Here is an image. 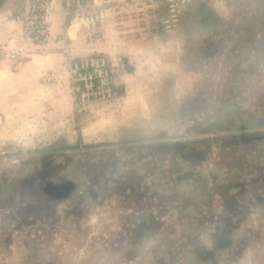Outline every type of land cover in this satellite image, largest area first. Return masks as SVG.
<instances>
[{"label":"rangeland","instance_id":"rangeland-1","mask_svg":"<svg viewBox=\"0 0 264 264\" xmlns=\"http://www.w3.org/2000/svg\"><path fill=\"white\" fill-rule=\"evenodd\" d=\"M258 1L94 0L103 16L92 37L72 22L81 49L69 44L70 54L39 78L26 63L35 52L16 69L0 60L9 70H28L25 94L10 96L13 109L0 127V264H201L205 253L182 246L175 212L160 221L153 206L154 221L145 224L144 191L124 185L165 181L154 173L172 166L163 150L181 151L216 131L218 144L228 142L227 103L264 89V61H251L264 57ZM16 13L0 18L6 24ZM88 55L109 60V100H79L68 59ZM239 60L248 79L240 78ZM211 150L217 158L224 148ZM65 180L74 188L54 199L49 181ZM242 241L221 264H264V239Z\"/></svg>","mask_w":264,"mask_h":264},{"label":"crops","instance_id":"crops-1","mask_svg":"<svg viewBox=\"0 0 264 264\" xmlns=\"http://www.w3.org/2000/svg\"><path fill=\"white\" fill-rule=\"evenodd\" d=\"M21 7L19 2L1 0L0 15L6 16L12 11L18 12ZM254 13L264 17V0L258 1ZM2 20L4 19L0 18L2 25L0 40L15 36L21 28L20 23L14 18L7 19L6 24ZM61 24V20L56 17L52 26L54 36L63 32ZM107 25L109 22L102 24L100 28L104 33ZM258 25L264 29V21ZM72 26L70 25L66 30L67 42L76 47L73 51H77L81 49L82 44L78 45L76 39L78 31ZM257 42V46L264 47V38L258 39ZM100 45L106 47L108 42ZM63 46L64 41L56 38L49 42L47 52L34 53L37 56L26 62L27 67L33 68L34 76L39 78L44 70L66 57ZM251 59L252 62L256 61L257 66L259 62L264 61V57L261 58L258 54ZM238 62L242 66L240 78L248 79L250 75L246 61ZM27 77V69L9 70L0 62V127L5 126L8 114L13 109L10 96L25 94L24 82ZM245 91L246 89L239 90L236 95L244 96ZM263 94V87L258 86L249 93L247 97L249 102L248 100L243 102L241 97L238 102L227 103L225 122L231 128L226 135L229 137L228 142L218 144L220 140L216 138L218 136L216 131L207 136L193 138L181 151L163 150L159 155L162 159L171 160L170 163L174 168L168 166L154 173L162 176L165 181L158 183V187L148 183L146 179L139 183L129 181L124 185L125 191L131 192L133 188L144 191L145 204L144 207L140 206L143 208L141 211L142 214L144 213V219L140 218V221L145 224L152 223L154 214H158L157 217H161L160 221H162L165 218L163 215L170 209L175 212L173 222L181 229L182 241L184 240L182 246L186 251L192 248L193 253L210 251L213 254L212 264H221L222 258L230 253L237 254L241 250L238 244L244 246L242 240L264 239V102L260 100ZM43 104L44 107L50 108V102L44 101ZM213 145L224 148L217 156L222 160L223 166L218 164L217 158H213V154L216 155L211 150ZM191 148L193 150H189ZM128 170L131 171L133 168L130 166ZM134 171H138L134 172L138 173V176L142 175L141 170ZM144 171L146 176L150 174L147 166L144 167ZM179 178L182 181H177ZM153 199L155 202H152ZM147 200L151 201L150 205L146 204ZM153 206L157 208L155 212L151 210ZM144 232H147L146 228ZM200 259L201 264H210L209 259L206 258L207 261Z\"/></svg>","mask_w":264,"mask_h":264},{"label":"built area","instance_id":"built-area-1","mask_svg":"<svg viewBox=\"0 0 264 264\" xmlns=\"http://www.w3.org/2000/svg\"><path fill=\"white\" fill-rule=\"evenodd\" d=\"M102 16L103 11L94 0H23L21 9L14 15L21 28L15 36L0 41V60L16 69L34 52L45 50L55 38L64 41L63 51L69 55L66 30L72 22H79L91 38ZM56 17L62 22L63 32L54 36L52 26ZM68 62L73 79L79 83L80 102L109 100L114 96V78L105 55L69 57Z\"/></svg>","mask_w":264,"mask_h":264},{"label":"flooded vegetation","instance_id":"flooded-vegetation-1","mask_svg":"<svg viewBox=\"0 0 264 264\" xmlns=\"http://www.w3.org/2000/svg\"><path fill=\"white\" fill-rule=\"evenodd\" d=\"M68 185L70 186L67 189ZM74 185H75L74 182L70 180H65L63 182H50L49 181V187L47 188V191L54 199H61L64 196H67L69 194L72 188H74ZM206 258L209 259L210 264H212L213 254L210 251L205 252L204 259Z\"/></svg>","mask_w":264,"mask_h":264},{"label":"water","instance_id":"water-1","mask_svg":"<svg viewBox=\"0 0 264 264\" xmlns=\"http://www.w3.org/2000/svg\"><path fill=\"white\" fill-rule=\"evenodd\" d=\"M70 185L67 186V189L69 188Z\"/></svg>","mask_w":264,"mask_h":264}]
</instances>
